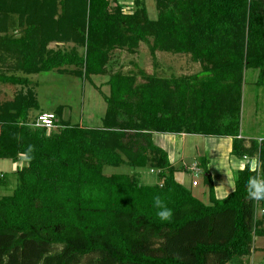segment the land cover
Returning <instances> with one entry per match:
<instances>
[{
    "label": "trees",
    "instance_id": "obj_1",
    "mask_svg": "<svg viewBox=\"0 0 264 264\" xmlns=\"http://www.w3.org/2000/svg\"><path fill=\"white\" fill-rule=\"evenodd\" d=\"M154 7L150 18L145 0H0V83L21 86L0 100V161L15 164L16 181L10 194L0 192V264L248 263L254 235H264V200L246 187L258 176L251 159L264 179V139L245 146L240 111L244 71L257 68L264 85V0ZM143 42L151 58L188 54L200 70L164 77L109 65L115 50L133 53ZM50 70L107 76L100 125L70 122L62 104L52 110L58 128L31 125L39 106L28 75ZM155 132L231 137V153L248 157L234 189L216 197L207 171L204 203L175 179ZM104 165L132 172L105 175ZM144 167L157 170V182H141ZM8 184L0 171V191ZM154 196L170 220L156 216Z\"/></svg>",
    "mask_w": 264,
    "mask_h": 264
},
{
    "label": "rangeland",
    "instance_id": "obj_2",
    "mask_svg": "<svg viewBox=\"0 0 264 264\" xmlns=\"http://www.w3.org/2000/svg\"><path fill=\"white\" fill-rule=\"evenodd\" d=\"M147 12L150 18L156 17V10L154 7V0H147ZM17 30L15 31L16 34ZM54 44H51L53 46ZM70 47V45L68 44ZM66 48V44L62 45ZM78 51H82L81 47H76ZM135 64L143 68L148 73H156L159 76L169 77L172 75H181L194 73L200 70L199 62H194L188 54L183 53H169L157 51L155 56L151 58L148 45L141 43L137 50L130 53L126 50H115L110 58L109 65L113 69H121L122 72H129L136 70ZM5 67H2L4 71ZM9 72V70H6ZM32 81L35 82V92L38 100V110L32 109L30 111V118L34 120L36 113L39 110H52L62 104L64 105V118H68L70 122H80L87 127H95L101 124V117L104 114L106 103L103 94L108 93V85L104 82L107 79L106 75H91L87 78L83 76L59 73L56 70L42 71L37 74L28 75ZM258 77L257 68H247L243 76V92L240 111V133L243 137H264V85H257ZM21 88L20 85H11L0 83V100H10ZM26 89H23L25 92ZM57 126H55L56 128ZM58 128V127H57ZM161 135V134H159ZM172 139L175 144H181L182 137L179 134H173ZM225 137V136H224ZM222 136H213L215 141H218L216 150V158H214V151L212 152V145H208V137L205 135H187L185 137V151L188 165L194 162L195 158H207L205 169L201 167L200 173L195 176L194 171L189 168L183 169L181 163L178 164L175 178L178 182L192 188L193 192L196 190L207 189V184L204 181V173L209 172L212 167V172L215 174H226L224 162L226 161V147L225 143L219 145ZM219 139V140H217ZM156 140L159 142L158 136ZM226 141V140H224ZM222 141V142H224ZM184 143L180 149H184ZM219 146V147H218ZM178 149V150H180ZM210 151L211 159L208 164V155ZM229 158L232 157L235 163L241 164V159L234 156L228 150ZM195 157V158H194ZM225 159V160H224ZM247 161L248 158H242ZM253 159H251L252 161ZM224 161V162H223ZM257 164V163H256ZM255 162L251 163L252 167L256 166ZM15 165L9 159L0 161V171L8 176V187L1 189V194H10L15 186V178L11 172ZM19 167V166H18ZM140 172L141 182L154 183L157 181L156 173L149 170L148 167L138 169ZM132 169L126 165H104L103 173L110 175L113 173H129ZM236 170L230 169L229 174L235 179ZM192 180H196L199 185L195 188L191 185ZM202 200L205 198L201 197ZM204 202H208L205 200ZM208 204V203H206ZM259 212L256 215L259 216ZM246 264H264V235H254L251 256Z\"/></svg>",
    "mask_w": 264,
    "mask_h": 264
},
{
    "label": "crops",
    "instance_id": "obj_3",
    "mask_svg": "<svg viewBox=\"0 0 264 264\" xmlns=\"http://www.w3.org/2000/svg\"><path fill=\"white\" fill-rule=\"evenodd\" d=\"M119 1L128 2L129 0H119ZM145 3L147 4V0H145ZM188 74H191V73H188ZM242 92H243V84H242ZM241 102H242V98H241ZM41 111H46V110H41ZM72 123H75V122L72 121ZM78 123L81 124L82 126H85V125H83L80 122H78ZM85 127H87V126H85ZM159 134H161V135H159ZM172 135H173V133H158V132H155V133H153L152 138H153V141H154L155 144H157L158 146L162 147L163 149H165L167 151L169 161L173 165V167L175 168V172H174V176H175V173L177 171V167H178L179 163L182 164L181 167L183 169H187V168L192 167L193 164H197L198 162H200V160L202 158H205V156L201 157L200 159H197V158L194 157L195 158L194 162L191 163V165H188L187 162H185L187 160V156L188 155L186 154V151H185L184 140H185V137L187 135H193L194 136V135H198V134L179 133V136L182 137L181 144H179V145L175 144L176 141H174L172 139V137H171ZM156 136H158V139L160 140L159 142L156 140ZM207 137H208V140H209V141H207L208 145H209V147H210V144L212 145V147H213L212 148V152L214 151V158H216V154L215 153H216V150H218V148H217L218 141H215L216 139H214L213 136H207ZM240 137L243 139V141H244L243 143L245 144V146H249L251 140L260 141V140L264 139V137H251V136L243 137L241 133H240ZM220 139H221V142L219 141V143H220L219 145L221 146V144L225 143V147H226V158L227 159H226L225 162L223 161L224 162V166L223 167L225 168L224 172H226V174H223V175L215 174L211 170L212 167H210L209 173H210L211 178H212V182H213V186H214L216 197L223 198L224 196H226L228 193H230L234 189V178H233L232 175L229 174V170L232 168V169L238 171V170L243 168V165H244L245 162L243 161L242 158H240L241 159V164H239V163H235L232 157L229 158L228 150H229V152H231V147H232V138L231 137L225 136L224 138H220ZM217 140H219V139H217ZM224 140H226V141H224ZM222 141H224V142H222ZM183 143H184V149L182 150L180 148L182 147ZM178 149H180V150H178ZM206 155H208V160H209L208 164H209L210 163V159L212 158L211 155H210V151H209V154H206ZM21 158L22 159H20L18 164L24 165L25 161H24L23 157H21ZM246 158H248V157H246ZM256 160H257V157L254 158L251 161V163L255 162V164L256 163L258 164V162ZM197 167L199 169H201L199 166H197ZM14 168H15V166L13 165V169ZM152 173L155 174V172H153V171H152ZM259 179L260 180H264V179H262V176H261V170H260ZM191 185L196 188L199 185V183L197 182L196 185H193L192 182H191ZM190 190L200 200H202L201 197L205 198V200H208V202H204L205 200H202L204 203H209L208 187H207V189H204V190H201V191L200 190L199 191L196 190L195 192H193L192 188H190Z\"/></svg>",
    "mask_w": 264,
    "mask_h": 264
},
{
    "label": "clouds",
    "instance_id": "obj_4",
    "mask_svg": "<svg viewBox=\"0 0 264 264\" xmlns=\"http://www.w3.org/2000/svg\"><path fill=\"white\" fill-rule=\"evenodd\" d=\"M31 151V148L29 149ZM248 197L255 200H264V180L249 177L247 184ZM153 206L158 209L156 216L161 221H168L172 217V210L168 208L160 196L153 197Z\"/></svg>",
    "mask_w": 264,
    "mask_h": 264
},
{
    "label": "built area",
    "instance_id": "obj_5",
    "mask_svg": "<svg viewBox=\"0 0 264 264\" xmlns=\"http://www.w3.org/2000/svg\"><path fill=\"white\" fill-rule=\"evenodd\" d=\"M31 125L34 127H41L47 129H54L56 126V117L53 112L42 111L36 115L33 121H31ZM243 158H246L245 156ZM257 170V179H259L260 175V166L259 163L255 166ZM191 171H194L195 176L199 174V168L197 164H193L192 167L189 168ZM154 172V170H152ZM193 185H196V180L192 181Z\"/></svg>",
    "mask_w": 264,
    "mask_h": 264
},
{
    "label": "bare ground",
    "instance_id": "obj_6",
    "mask_svg": "<svg viewBox=\"0 0 264 264\" xmlns=\"http://www.w3.org/2000/svg\"><path fill=\"white\" fill-rule=\"evenodd\" d=\"M200 171V170H199Z\"/></svg>",
    "mask_w": 264,
    "mask_h": 264
}]
</instances>
